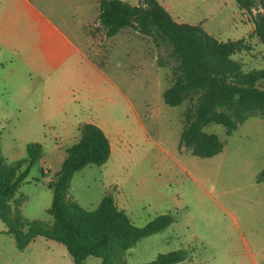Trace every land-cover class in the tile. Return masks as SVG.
<instances>
[{"label":"rangeland","instance_id":"1","mask_svg":"<svg viewBox=\"0 0 264 264\" xmlns=\"http://www.w3.org/2000/svg\"><path fill=\"white\" fill-rule=\"evenodd\" d=\"M88 1L0 0L2 157L16 166L28 158V144L43 147L42 159L10 202L11 219L23 224L24 234L25 220L53 225L50 183L81 128L94 123L108 136L112 154L104 166L75 174L70 197L93 211L112 194L139 227L162 214L174 218L169 228L128 250L122 263L145 264L184 249L188 257L181 264H264V183L256 182L264 169V119L250 117L232 136L218 125L206 128L226 142L216 157L180 151L197 97L177 107L164 102L177 66L172 48L131 28L107 38L99 9L84 11ZM158 1L179 23L202 25L223 42L243 40L233 59L244 72L264 69V44L236 0ZM0 264L74 260L46 238L19 250L0 219ZM83 264L101 260L89 257Z\"/></svg>","mask_w":264,"mask_h":264},{"label":"trees","instance_id":"2","mask_svg":"<svg viewBox=\"0 0 264 264\" xmlns=\"http://www.w3.org/2000/svg\"><path fill=\"white\" fill-rule=\"evenodd\" d=\"M236 4L249 13L255 35L264 44V0H236ZM99 22L109 39L131 28L150 37L158 47L172 48L177 66L172 72V86L163 93L164 102L177 107L197 97L180 137V151L185 149L202 159L216 157L224 151L226 142L206 128L218 125L232 136L250 117L259 115L264 119V69L244 72L242 64L233 59L245 47L243 40L223 42L208 34L202 25L179 23L158 0H139L138 5L100 0ZM26 150L28 158L23 163L8 166L2 157L0 138V219L7 233L14 235L19 250L40 237L63 245L74 264H83L89 257L101 260V264H124L121 259L128 250L142 239L166 230L174 221L173 215L167 213L139 227L119 208L112 194L106 195L93 211L70 197L75 174L89 166H104L112 154L104 130L88 123L81 128L78 141L67 150L61 170L50 183L53 199L48 214L53 225L25 220L28 231L24 234L23 224L10 217V202L42 159L43 147L31 143ZM23 164L25 169L19 173ZM256 182L264 183V169ZM187 257L186 250H174L145 264H181Z\"/></svg>","mask_w":264,"mask_h":264},{"label":"crops","instance_id":"3","mask_svg":"<svg viewBox=\"0 0 264 264\" xmlns=\"http://www.w3.org/2000/svg\"><path fill=\"white\" fill-rule=\"evenodd\" d=\"M99 1L100 0H92L91 1V4H90V2H89V5H85L86 7H84V11H86V10H88L87 9V7L89 8V9H94L95 11L97 10L98 11V9H99ZM1 28V31H2V26L0 27ZM3 33V32H2ZM2 33H0V36H3L2 35ZM62 36V38H64V42H65V46L66 47H68V42H69V39L67 38V36H63V35H61ZM69 48V47H68ZM67 48V49H68ZM62 50H64L63 49V47H62ZM68 50H70V49H68ZM66 50H64L62 53H61V55H63V54H66V52H65ZM65 57V56H64ZM111 143V142H110ZM111 148H112V145H111ZM113 150V149H112ZM61 169H58L56 172L58 173L59 171H60ZM53 172V171H52Z\"/></svg>","mask_w":264,"mask_h":264}]
</instances>
